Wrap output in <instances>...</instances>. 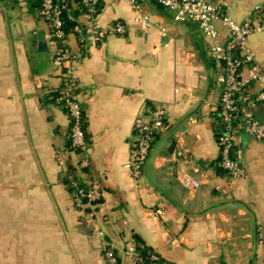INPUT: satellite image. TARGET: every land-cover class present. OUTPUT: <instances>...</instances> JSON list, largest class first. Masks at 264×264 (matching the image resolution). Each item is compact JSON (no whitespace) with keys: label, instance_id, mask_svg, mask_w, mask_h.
Wrapping results in <instances>:
<instances>
[{"label":"crops","instance_id":"obj_1","mask_svg":"<svg viewBox=\"0 0 264 264\" xmlns=\"http://www.w3.org/2000/svg\"><path fill=\"white\" fill-rule=\"evenodd\" d=\"M138 1L152 16L149 28L134 23L127 2L104 0L100 23L120 21L126 35L96 43L68 34L91 169L78 173L86 182L96 176L104 191L100 202L78 206L57 161L59 152L73 166L80 161L70 148V119L59 104L44 102L62 83L52 64L57 45L40 5L0 0V220L11 222L4 233L11 246L1 245L0 253L10 252L11 264H103L106 245L120 264H131L125 251L138 244L175 264H264V139L238 131L237 179L212 165L222 122L211 40L154 0ZM263 1L228 0V13L243 22ZM37 32L45 34L47 51L35 55L24 34ZM248 46L264 67V31ZM147 107L166 108L169 118L135 178L126 166L134 122ZM255 116L264 118V104ZM185 176L201 186L187 188Z\"/></svg>","mask_w":264,"mask_h":264},{"label":"built area","instance_id":"obj_2","mask_svg":"<svg viewBox=\"0 0 264 264\" xmlns=\"http://www.w3.org/2000/svg\"><path fill=\"white\" fill-rule=\"evenodd\" d=\"M104 0H39L38 15L50 28L48 39L57 45L52 57L53 67L60 70L62 83L58 103L67 112L71 123L70 148L80 156L76 168L80 171L90 166L87 134L82 127L83 106L79 100L80 84L73 64L76 55L68 42L65 23L70 22L71 32L83 42L89 37L96 43L110 36H124L126 24L117 21L103 25L99 14ZM125 1L135 10L134 23L141 29L153 24L152 16L145 11L138 0ZM159 6L173 13L176 22H193L205 37L211 40L210 58L217 64L219 73L216 85L221 89L218 113L222 131L217 142L220 148L221 166L231 179L241 175L243 152L236 148V135L244 130L256 139H264V118L255 116V110L264 104V67L248 46V38L264 31V1L251 9L249 16L238 22L228 13V0H154ZM79 10L78 15L73 12ZM221 31L227 37L221 38ZM162 35L166 30L161 29ZM168 111L163 107H147L144 114L134 122L135 138L132 142L131 159L127 164L130 174L139 178L152 148L155 135L164 131L168 123ZM61 174L67 176L75 192L71 197L78 206L87 198L89 204L103 197V187L94 175H88L89 190L81 188L68 170L69 162L63 152L57 155ZM187 188H199L201 183L190 176L182 178ZM99 237L104 238L103 232ZM125 255L131 264H175L167 262L161 254L153 252L148 258L141 256L135 245L126 249ZM103 264H120L116 250L106 245L101 252Z\"/></svg>","mask_w":264,"mask_h":264},{"label":"trees","instance_id":"obj_3","mask_svg":"<svg viewBox=\"0 0 264 264\" xmlns=\"http://www.w3.org/2000/svg\"><path fill=\"white\" fill-rule=\"evenodd\" d=\"M33 4L36 6V7H39V0H33ZM38 12H39V9H38ZM75 15H78L79 13V10L78 9H75V11L73 12ZM72 27L73 25L70 23V22H66L65 23V29L67 30L68 33H72L71 30H72ZM60 94H61V88L55 90V91H51L49 92V94L45 97L44 99V102L47 103V104H50V103H56V104H59L61 106L60 103H58V98L60 97ZM82 127H83V130L85 131V133H87V122L85 121L84 119V111H83V116H82ZM70 134H71V123H70ZM220 163V167L222 168L221 166V157L219 156V159L215 162L212 163V165H215V166H218V164ZM223 169V168H222ZM68 170L70 173H72L74 175V177L76 178V180L78 181L79 185L81 188L85 189L86 191L89 190V185H88V182H86L82 177L81 175H79L78 172H80L81 174H89L90 173V166L87 167V168H83L81 169L80 171H78V169L76 168V166H73L70 162H69V165H68ZM62 175V179L64 181V183L66 184L67 188L69 189L71 195L74 194L75 190L74 188L70 185V180L67 178L66 175L64 174H61ZM101 200H99L98 202H100ZM98 202H93L91 204H96ZM83 203L84 204H89L87 198H85L83 200ZM137 242H138V239H137ZM136 246V250L138 251V253L143 256L144 258H148L149 257V254L150 253H153L154 251L153 250H150L148 249L147 247L145 246H141V245H135Z\"/></svg>","mask_w":264,"mask_h":264},{"label":"rangeland","instance_id":"obj_4","mask_svg":"<svg viewBox=\"0 0 264 264\" xmlns=\"http://www.w3.org/2000/svg\"><path fill=\"white\" fill-rule=\"evenodd\" d=\"M217 77V76H216ZM216 84V80H215ZM4 210V205H0V212ZM10 221H1L0 220V246L8 244L11 246V238L4 235V233H10ZM2 255V258H1ZM3 262V263H2ZM0 264H11V253H0Z\"/></svg>","mask_w":264,"mask_h":264},{"label":"water","instance_id":"obj_5","mask_svg":"<svg viewBox=\"0 0 264 264\" xmlns=\"http://www.w3.org/2000/svg\"><path fill=\"white\" fill-rule=\"evenodd\" d=\"M24 38H26L27 41L32 44L35 55L38 51H47V41L43 32H37L36 34L27 33L24 34ZM42 47H44V50H42Z\"/></svg>","mask_w":264,"mask_h":264}]
</instances>
